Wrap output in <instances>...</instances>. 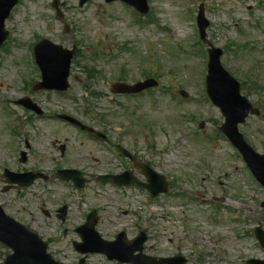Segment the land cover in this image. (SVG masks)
Returning <instances> with one entry per match:
<instances>
[{"label": "rangeland", "instance_id": "obj_1", "mask_svg": "<svg viewBox=\"0 0 264 264\" xmlns=\"http://www.w3.org/2000/svg\"><path fill=\"white\" fill-rule=\"evenodd\" d=\"M52 1L21 0L6 21L14 37L8 46L14 47L0 51V95H29L47 113H70L99 131L105 130L112 143L120 139L167 175L174 189L154 199L147 191H122L111 184L92 181L83 191L67 196L66 184L50 178L51 182L38 180L19 194L13 189L3 192L5 183L0 178V202L6 204V211L36 226L46 241L48 235H53L56 241L49 243V250L68 264H79L81 256L70 241L79 240L78 235H62L59 221L41 216L33 195L37 191L46 196L50 209L73 199L70 223L80 220L75 202L78 195H84V201L100 208L103 222L99 230L106 239H113L124 228L132 238L137 234L132 226L139 223L151 237L146 244L148 254H182L188 258L186 264H248L250 258L264 259V248L253 234L258 222L264 228V212L248 218L245 209L216 211L209 202L195 201L190 194L179 192L185 188L212 194L227 191L246 201L245 206L259 204L264 197L234 157L232 148L219 136L218 126L224 116L205 95L207 53L205 44L197 42L195 23V12L203 1L211 22L208 38L216 46L229 47L222 60L235 76L254 77L259 88L256 86L248 94L256 98L257 91L264 93L263 12L248 10V5L254 4L252 0H149L151 10L143 27V23L133 21L132 9L121 3L89 0L80 6L79 0H59L63 11L60 16L51 7ZM43 38L66 48L81 46L82 54L74 58L71 66L67 94L23 87L24 81L31 84L34 77H39L35 74L33 47ZM256 45L261 49H255ZM90 68L95 69L93 74ZM145 74L156 77L161 87L136 96L111 92L114 81L132 83L145 78ZM180 90H185L188 97H182ZM95 92L102 96H94ZM41 119L24 124L20 137L16 135L14 139L8 121L0 113V171L4 164L24 171L40 167L48 174L57 166L68 165L85 167L90 174L115 170L118 163L112 151L106 150L108 145L96 143L62 122ZM250 119L240 129L258 145L264 123L256 117ZM202 121L204 126L199 128ZM24 136L30 138L34 148L28 151V161L21 163L13 146L18 142L23 148ZM61 144L66 145L64 155ZM138 199L148 202L141 204ZM8 251L0 246V264ZM85 264L114 263L92 254Z\"/></svg>", "mask_w": 264, "mask_h": 264}, {"label": "water", "instance_id": "obj_2", "mask_svg": "<svg viewBox=\"0 0 264 264\" xmlns=\"http://www.w3.org/2000/svg\"><path fill=\"white\" fill-rule=\"evenodd\" d=\"M16 2L17 0H0V42L4 40L7 35V33L3 30L4 20ZM52 47L55 48L56 46ZM42 53H38L37 59L44 72V79L46 80L45 84H48V86L52 87L54 80L51 77L55 75L57 66H54L51 59H49V56H45ZM68 75L69 60L66 62L64 71L62 74H60V76L64 82H66ZM214 81L215 74L212 73L211 79H209V89L211 94L215 101L221 104L222 107L226 106L225 102L223 101L224 98L220 94V91L216 89V83ZM121 85L124 86L123 84ZM127 91L132 90L127 89ZM160 190H166V184L161 185V187L156 192ZM0 234H4L6 236L8 241L7 243L14 249V254L8 257L5 264H59L52 260L50 255L47 254L46 244L43 243L35 233L30 232L26 228L22 226L19 228L17 225L9 223L6 227L0 228Z\"/></svg>", "mask_w": 264, "mask_h": 264}, {"label": "bare ground", "instance_id": "obj_3", "mask_svg": "<svg viewBox=\"0 0 264 264\" xmlns=\"http://www.w3.org/2000/svg\"><path fill=\"white\" fill-rule=\"evenodd\" d=\"M178 263V262H177ZM173 264V263H172Z\"/></svg>", "mask_w": 264, "mask_h": 264}]
</instances>
